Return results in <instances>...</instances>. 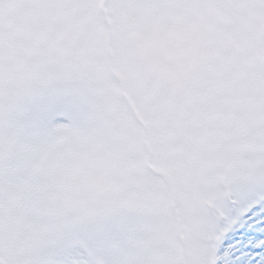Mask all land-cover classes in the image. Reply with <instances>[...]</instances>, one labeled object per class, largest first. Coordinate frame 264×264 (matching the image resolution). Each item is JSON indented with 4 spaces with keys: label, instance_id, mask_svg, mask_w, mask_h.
<instances>
[{
    "label": "snow or ice",
    "instance_id": "snow-or-ice-1",
    "mask_svg": "<svg viewBox=\"0 0 264 264\" xmlns=\"http://www.w3.org/2000/svg\"><path fill=\"white\" fill-rule=\"evenodd\" d=\"M0 264H264V0H0Z\"/></svg>",
    "mask_w": 264,
    "mask_h": 264
}]
</instances>
